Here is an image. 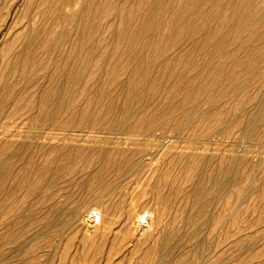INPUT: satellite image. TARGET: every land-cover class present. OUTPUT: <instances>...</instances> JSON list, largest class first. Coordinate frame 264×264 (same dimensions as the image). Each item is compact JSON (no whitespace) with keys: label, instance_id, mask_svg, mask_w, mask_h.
I'll list each match as a JSON object with an SVG mask.
<instances>
[{"label":"bare ground","instance_id":"6f19581e","mask_svg":"<svg viewBox=\"0 0 264 264\" xmlns=\"http://www.w3.org/2000/svg\"><path fill=\"white\" fill-rule=\"evenodd\" d=\"M1 41L0 264H264L219 155L264 146V0H0Z\"/></svg>","mask_w":264,"mask_h":264},{"label":"rangeland","instance_id":"374dc122","mask_svg":"<svg viewBox=\"0 0 264 264\" xmlns=\"http://www.w3.org/2000/svg\"><path fill=\"white\" fill-rule=\"evenodd\" d=\"M2 41L0 42V46L2 45L1 43H3ZM256 144H258L257 141L256 142L255 141L254 142H250L248 140H244V139H241V138L240 139L239 138H235V139H232V140L231 139L230 140H225V141H223V143H221L220 149H221L222 153L220 151L219 155L220 154L227 155V154H229V152H227V151L228 150H232L233 153H231L229 155L231 157H235V156H239V155L244 154V152L247 151V150L251 151V153H249V157H250L251 163L255 162L256 159H258V158L262 159V163L257 168L258 169L257 178L260 181L259 184L263 185L264 184V146L262 148H260V146L256 145ZM249 167H251V166L248 165L246 168L243 167L242 170L244 168L248 169ZM209 171H210V168H207L206 172H209ZM194 172H197V170H194ZM218 207H220V206H218ZM84 209L85 210L88 209V206H84ZM214 241H215V238H212V236L206 237L204 239V243H205L206 247L209 246ZM260 249H264V247L262 246V247H260ZM117 262L118 261H115L114 263H117ZM92 264H94V263H92ZM118 264H125V262L121 261V262H118Z\"/></svg>","mask_w":264,"mask_h":264}]
</instances>
